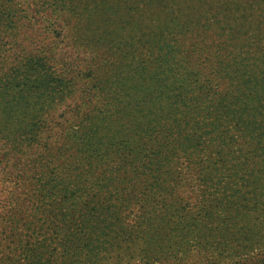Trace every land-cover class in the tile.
<instances>
[{
  "label": "trees",
  "instance_id": "obj_1",
  "mask_svg": "<svg viewBox=\"0 0 264 264\" xmlns=\"http://www.w3.org/2000/svg\"><path fill=\"white\" fill-rule=\"evenodd\" d=\"M18 4L0 0V264H101L142 240L148 254L140 259L149 263L188 244L184 251L205 252L206 264H264L258 10L222 13L204 28L193 21L173 38L171 29L165 45L161 37L164 73L139 83L123 121L109 118L101 76L88 70L99 85L72 128L20 169L14 156L39 141L76 81L55 74L44 56L8 59L1 41L18 33Z\"/></svg>",
  "mask_w": 264,
  "mask_h": 264
},
{
  "label": "rangeland",
  "instance_id": "obj_2",
  "mask_svg": "<svg viewBox=\"0 0 264 264\" xmlns=\"http://www.w3.org/2000/svg\"><path fill=\"white\" fill-rule=\"evenodd\" d=\"M18 1V33L14 37L6 34L1 41L8 59L18 61L23 56L43 59L44 56L50 58L49 65L55 74L76 81V90L57 105L39 141L30 150L25 148L24 153L14 156L20 169L46 144L61 142V137L72 128L87 91L99 85L97 80L88 78V70L101 76V106L109 108V118L123 121L122 114L133 95L142 91L139 83L149 80L153 74L160 77L164 73V62L155 49L161 37L166 38L161 43L165 45L168 38L174 37L175 28L197 20L204 28L217 22L222 13L235 14L241 10H248L253 16L257 9L264 23V0H257L252 8L245 6L246 0H239L242 6L230 3L234 0H74L75 8L60 0ZM229 28L238 37L253 38L243 30ZM171 29L174 31L169 37ZM165 83L166 80L162 82L163 87ZM151 239L152 247L158 248L157 236ZM137 244L124 247L119 258L110 253L101 259V264H206L205 252L184 251V248L190 249L188 244L174 245L177 253L173 251L167 258L159 254L160 263H149L140 259L148 254L138 249V246L144 247L143 240L142 245ZM163 246L164 241L159 249Z\"/></svg>",
  "mask_w": 264,
  "mask_h": 264
}]
</instances>
